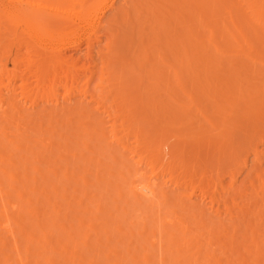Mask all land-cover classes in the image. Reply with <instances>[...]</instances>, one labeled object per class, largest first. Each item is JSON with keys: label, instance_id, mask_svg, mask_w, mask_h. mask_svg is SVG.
<instances>
[{"label": "rangeland", "instance_id": "rangeland-1", "mask_svg": "<svg viewBox=\"0 0 264 264\" xmlns=\"http://www.w3.org/2000/svg\"><path fill=\"white\" fill-rule=\"evenodd\" d=\"M121 2L122 0H115L114 8L109 10L106 15L101 18L102 21L100 26H103L104 28L105 24L108 25L113 23L111 20L114 19V17L112 16H116L115 14L118 13L116 12L118 10L117 7L122 4ZM143 2L145 1H138L139 6L137 8L139 10L141 8V4H143V6L147 5L146 8L153 9L152 5L154 2L159 4L160 8L166 9V6L167 8L169 6L172 7L171 0H146V3ZM151 2H153V4ZM212 3L214 4L213 6H215L213 24L215 29L212 27V31H210V33H213L215 36H219L218 32H221V29H224L227 25L226 24L223 26L222 22L223 18L226 16L225 14L232 10L230 8L231 1L213 0ZM219 3L221 4L219 5ZM223 3H225V5ZM137 8L132 9L131 7L130 9L132 11L129 9L131 14L129 11L127 14H130L128 16L129 18L127 19V16L123 17V15L122 17L124 20L118 19L117 21L119 22L115 23L114 26L116 24L118 25H116L114 29H116L115 31L117 36L122 39L120 40L117 37L119 43H121L120 47L125 50V54L127 52L125 46L129 45L128 43L133 39L134 36L136 37V39L135 37L134 39L138 40L136 35H139V42L141 40L143 42V39L145 38L144 44L142 45L143 49H141V45H139L140 49L137 50L139 55H136H138V59L141 58L143 55L140 56L141 53L139 52L144 50L142 53L146 54L145 57L147 58H141L140 63H137V58H132L134 57L132 53L126 55L122 53V57L120 56V60L116 65L119 70L116 71V73H123H121V76L119 75V77H122V80H124V82L121 80L123 84L121 82L120 85L116 84L119 87L122 86L120 91H123H121L119 95L122 97H120V99L117 97L118 99L112 101H114V105H118L117 110L119 109V111H121V113L119 112L120 116H118V118H123V120H125L124 122L122 119L117 118V122L122 123L123 121L126 124L125 125L122 123L124 126L122 125L121 127V124L118 123V127L122 129L120 133L123 132L120 135H124L125 133L126 138H124V140H127L126 142L129 144L128 146H130L131 149L133 146V149L138 150H134L136 153L132 154L128 151H121L122 146H120L121 149L116 145L113 146L115 142H113L114 144L109 145V142L107 141L109 139H107L106 136L101 135L99 131L100 127L97 128L96 125H94L95 127L92 126L94 129L88 128L87 125L90 124L89 126L91 127V124L93 123H88L87 118L86 120L83 118L84 121H82L83 119L81 118L79 120V115H77L78 113L75 114L73 110L72 111L74 114H72V111H69L60 113L57 116V113L51 109V106L53 105L50 104L49 107H44L45 102H40L36 105L34 114H29L28 109L26 111L24 110L25 112L22 111L21 113H23L25 116L22 114L24 117H22L20 120V122L23 120V123L21 122L18 128V132L20 133H17L18 136L16 135L13 138V142L15 141V138L18 137L16 139L22 143L21 145L17 146L20 142L18 143V141H15L18 144L15 142H9L10 145L8 144V148H6L8 149V152L6 153H13L11 157L13 156L16 158L12 164L13 166L15 165L16 171V167L18 166L17 168L19 171H13V174L16 176L12 175L10 168L13 166L10 160L9 162L11 166H7L9 169L7 167H5L7 169L2 168L3 166L1 167L3 170L0 171L2 173H0V187L2 186V190L0 189L2 193L1 191L0 193H5L3 194L5 200L4 198L2 201L0 200V207L3 201H7L6 205L10 206H12L10 202L14 201V203H17L19 206L13 203V205L18 206H13V208L16 207L13 211H16L18 208L20 214H16L17 211L15 214H13L15 216L22 215L24 218L21 216L22 219H16V217L14 219V215L11 213V218H13L12 222H15V224L13 225L11 222L10 225L15 226L16 229L15 230L12 228V226H10L13 230V241L12 239L11 241L14 242L15 240L17 250L16 248L13 250L12 242H9V239L11 238L9 235L10 233L8 234V237V235H6L7 231L3 229V226L0 228V239L2 238L0 240V245L2 246L0 248L2 249L0 250L2 251L0 252V264H21L19 259H15L17 258L16 254L18 253L20 256L22 254L21 257L23 261L28 258L26 259L27 264H52L51 262H53V260L48 259L49 262L45 260L48 256H52L51 259L55 257V261L53 262L54 264H264V193H261L259 189L255 187L257 185L251 187L252 183L256 181L255 173H252L253 175L250 174L249 176L247 175V177H244L247 174L245 172L248 171L247 168L249 167L250 163L249 160H244L245 153L240 154L241 152L238 151L240 147H237L238 144L235 143L236 141L232 142L230 145V141H234L233 137L235 133L233 129L236 131V128L232 129V127H235L237 122H235V120L229 121L228 123H230L229 126H231V128H229L228 124H226L229 130L232 129V134L234 133L231 136V133H224L225 135L221 133L222 126H220V122L217 121L223 116L226 117L227 115L240 110L241 107H246V102H243L245 101V97L241 96L244 99L243 100L238 95L242 91L239 93L236 92L237 89L235 86L240 82L239 85L242 88L245 83V86H247L248 82L253 84L257 81L254 82L252 78L250 81L248 78V80H245L246 73L244 71L242 72L239 68L237 69L238 60H241L242 57L239 56V59L236 53L233 52L236 48L232 45H229L230 43L227 41H222L220 43L218 40V43H215L216 47L213 48L211 52H208L209 54L206 53V55H196L197 58L191 56V53H189V55H185L187 57L189 56L188 59L186 57V59L184 57L182 59V56L184 55L177 56L180 58V61L176 63L175 60H172L173 57L171 56L173 55L170 56L167 54V58L166 56H164V58L161 56L156 58L158 55H160L159 53L165 51L163 48L166 44L165 40L168 39L169 41V38H174L172 42H174V45H177L176 48L180 49L181 47V49L183 48L184 50V47L189 49L190 46L195 44L196 38L191 36L190 33L184 34L182 29H179L181 25L175 22L174 19L172 20V18H170L168 15L166 18H164L166 14L163 16L161 11L160 17L163 18V20L159 18L161 20L160 21L158 18H156L157 21H160L157 22L156 19L154 20L156 17L155 14L157 13L156 10L154 11V9H148L147 11L145 8L144 11L142 8L139 11ZM189 9L190 7L187 4L184 3L181 5V11L183 10V15H187L188 11L190 12L191 10ZM142 10L145 13L151 10L150 13L153 11L155 16H152V13L151 15L150 13L146 15L144 12H142ZM133 11L135 14L134 17L131 16L133 15ZM137 12L138 14L139 12H142L140 13L142 15H137ZM111 13L115 14L112 15ZM143 14H145V21L143 19ZM148 15L153 17L152 19L154 21L150 19L151 17ZM183 15H181V19L186 18V20H188L187 16L185 17ZM130 16L133 18V23H136L134 19L138 16L136 23L137 25L132 23ZM146 16L148 17L147 20ZM182 16L184 18H182ZM129 21H131V24L133 25H131ZM159 23H162L160 27H158ZM125 24H128V26ZM142 25V28H144L146 32L141 28ZM133 26L135 28L134 30L137 29L136 27L139 28L137 30L138 32L133 31L132 33L131 29ZM146 27H148V29L151 31L153 29L152 33H154L155 30L157 35L154 33L156 35L154 36V34H152L150 31L147 33L148 29L146 30ZM103 28L101 27V29L98 31V33H100H97L101 39H104ZM140 28L142 29L143 33L140 32ZM179 31H181V33H183L186 37L184 38L182 36L183 34L181 35ZM134 32L136 35H133ZM131 34L133 37L130 36ZM146 34H148V36ZM168 35H173L174 37H169ZM141 36L143 38H141ZM157 37L158 39L161 38V43ZM129 38L132 39L130 40ZM146 41L148 42V44H146L148 47L145 45ZM126 43L128 45H126ZM172 44L173 43L170 41V45ZM144 45L146 48H144ZM82 46L84 47L83 43L81 44V49L76 50L69 48L65 53L67 55H73L74 57L82 56L84 51ZM226 47H230V49L233 47L234 48L231 52V50ZM217 50L219 53L216 52ZM121 52L122 51L120 50V53ZM213 54H216V57ZM128 55H130L131 58ZM227 56L228 58H226ZM169 57H171V59ZM160 58L163 61H167L168 59L167 63L162 62V64H165V66L158 62L161 60ZM176 58L174 57L173 59ZM219 59L220 61H218ZM171 60L173 62H171ZM181 61L182 63L185 62L184 65L181 63ZM127 64L129 66L132 65V68L134 66V68L132 69ZM10 65L11 64L8 63L7 68L8 66L10 68ZM166 65H168V67ZM262 75L261 77H264ZM127 76L130 78V80L127 78ZM176 76L177 80L174 78ZM179 79L180 81H178ZM261 79L264 80V78ZM114 81H116V83L118 82L119 84L118 78ZM95 85L96 84L94 81L90 82L89 90L91 92L95 91L97 93L99 88L97 89ZM94 86L97 90L94 89ZM117 86H114L113 84V87ZM167 86L171 88V90ZM180 87L182 88L181 90ZM62 90L63 88L60 87L58 92L59 94H57L58 97H63L61 96V93L63 95ZM174 92L177 93L175 94ZM118 93L119 92L116 94ZM234 93L235 95H233ZM123 94L124 97L126 96L125 98L123 97ZM234 98L237 100H234ZM76 99L77 95L73 94L71 96L70 102L68 104L65 102L64 105H66V107L68 106V109H71V107L74 108V105L76 108ZM110 101L107 102L110 103ZM118 102H120V105ZM213 102H215V104H213ZM114 105L113 107H115ZM217 105L219 107H217ZM121 106L123 108H119ZM47 107L48 109H45ZM48 110L50 111L48 112ZM212 110L215 113H213ZM261 111L264 112V110ZM70 112L71 114H69ZM122 113H124L123 116ZM104 114L105 113L102 115ZM125 115L126 117H124ZM104 116H106V114ZM218 116H220V118ZM81 117L83 116L81 115ZM106 117L107 119L105 117L104 119L109 121V123L105 122L103 126H107L106 128L109 129L108 126L113 121V118L111 120V117ZM134 118L139 122L137 123ZM132 119L135 122H133ZM85 121L88 124H86ZM232 122L235 123L232 124ZM131 123H133V125ZM83 124L86 126H83ZM21 126H23V128ZM69 127L71 128L69 129ZM83 127L86 130H83ZM135 127L136 129H134ZM87 128L89 130H87ZM50 129L55 131L51 134ZM85 131H89V134ZM130 132H132V134ZM40 134L42 137H44H40ZM50 134L52 137H49ZM144 134L145 137L143 138ZM221 134L223 137H225L223 138ZM54 138L55 142H59L53 144L54 141L51 139L54 140ZM49 139L50 143L52 144H49ZM214 139L216 141H214ZM218 139H220L219 142H217ZM223 140H226V143ZM24 143H27V146L29 145L28 147L30 148L27 149L28 147L24 145ZM223 143H225V146ZM49 145H52V147ZM222 145L223 149L220 147ZM225 147H228V149ZM234 147L237 149H234ZM49 149H52V151ZM220 149H222V151H220ZM225 150H227V152H225ZM15 153L17 155H15ZM134 154L139 155L136 157ZM141 155H147L149 157V162H156L161 167L158 173V178H155L156 187L154 188L156 190L150 200L145 199L141 195L138 196L136 193L134 194L133 190L130 189L135 177L134 173L136 167L141 169L145 167L148 171H150L151 168L150 164L148 165L146 161L143 162L144 164L141 163L143 166L141 164H136L133 166V164L136 163L135 161H137V158H139V156L142 157ZM147 156L146 158H148ZM127 157L128 159L135 158L134 161H126ZM150 157L152 160H150ZM46 159L50 160L46 161ZM23 160L25 162H23ZM240 160L246 162L248 165L246 163H243L242 165ZM125 163L130 164L127 165ZM21 164L24 165L23 168ZM244 164L247 168L244 166ZM53 169H55V171ZM4 170L7 171L4 172ZM9 171L11 173L10 177L13 176L12 180H15V182L12 180L11 183L8 182V177L6 176H9ZM161 171L164 173L161 174ZM38 173L42 174L38 175ZM33 174L35 179L34 181L32 179ZM173 175L181 176V180H186L187 178H189V180L187 179V182L184 180V183L181 185L179 184V186L172 182L171 177L173 178ZM185 176L190 177L186 178ZM3 177L4 179H1ZM6 181L10 184L9 187L12 185L10 188L6 186L8 184ZM208 182L210 184H208ZM206 185H209V187L211 186V188L209 189ZM3 187H6L5 189L8 188L7 194ZM212 187L216 189L214 190ZM212 189L217 195L214 196V191ZM203 190L205 192L208 191L209 193H205ZM256 191L259 192L256 193ZM210 195L214 196L215 200L210 197ZM215 197L217 199L220 197L219 199L222 200L218 199V202ZM188 199H191L192 202L191 200L188 201ZM1 219L2 218L0 217V220ZM18 221H21V223L19 222V224ZM43 222L45 223V226L47 224V227L43 226ZM62 224L63 226L66 225L67 227L64 226L63 228ZM1 225H3V222L2 224L0 223V226ZM41 226L43 228H41ZM45 231H48V233ZM43 232L46 234V236L51 232L53 235H50V237L48 235L49 239H47ZM14 234L16 237H14ZM2 240L4 241L1 244ZM16 240H18L19 244H17ZM49 244H52V246H50L53 249L49 247ZM71 248H76L81 253L77 250V254H73L76 257L73 258ZM257 249L258 251H256ZM24 250L27 255H25ZM15 251H18V253ZM79 254H82V256ZM73 259H76V261Z\"/></svg>", "mask_w": 264, "mask_h": 264}, {"label": "bare ground", "instance_id": "bare-ground-1", "mask_svg": "<svg viewBox=\"0 0 264 264\" xmlns=\"http://www.w3.org/2000/svg\"><path fill=\"white\" fill-rule=\"evenodd\" d=\"M138 1L139 0H122V2H121L122 4L117 7L118 10L116 12H118V13H116V14L114 13L118 18L116 16H112V17H114V19L111 20V21H113V23L112 24H108V25L105 24L104 28H103V26H100V23L102 21L101 18L103 16H105L106 13L109 10L114 8L115 0H0V171L3 170V169H1L2 166H3L2 168L7 169L8 168L7 166L8 165L11 166L12 162L16 159L13 156H12L13 157V159H12L11 155L13 153L12 154L10 152L6 153V152H8L7 151L8 149H6V148H8L7 146L9 144V142H11V143L13 142L14 136H16V135L18 136L17 133H20V132H18L19 131L18 128H19L21 122L23 121L22 120L20 122V120H21L22 117L25 116L21 112L24 111V110L26 111L28 109L29 112L28 111L27 112L29 114H34V109H35L36 105L39 104L40 102H45L44 103L45 104L44 107H46V106L49 107L50 104L53 105V106H51L52 107L51 109H52V111H55L57 113V116L60 113L69 112V111L73 110L75 112V114L78 113L77 115H79V117H78L79 120H80V118L81 119L85 118V120L87 118V122L88 123L89 122L93 123V124H91V127L89 126L90 124L87 125L88 128H93V127H95L94 125H96L97 128L100 127L99 131H100L101 135H104V136L107 137V139H109V140H107L109 142V145L110 144L112 145V144H114L113 142H115V144L113 146L116 145L119 148H120V146H122V150L121 151H128L129 153H132V154L136 153V151L138 149L137 150L133 149V146H132V149H133L132 150L130 148V146H128L129 144L126 142L127 140L126 141L124 140V138H126V134L124 133L125 136L124 135H120L123 132L120 133L122 129H120L118 127V123H120V122H117L118 121L117 118H118V116H120L119 112L121 113V111H119V109L117 110L118 105L115 103L117 105V107H116V105H114V101H112V100H115V99H118V98L120 99V97H122V96H119L121 91H123V90L120 91V89H122V86H120V87L117 86V85H120V82L122 80V77H119V75L121 76L122 72L116 73V71H119L118 67H116V65H117V62L120 60V56L122 57V53L125 54V50L120 47L121 43H119V41H118V38L120 39V37L117 36L116 31H115L116 29H114V27H116V25H118V24H116L115 26H114V24L119 22V21H117L118 19H123L124 20L123 17H125V16H127V19H128L129 18L128 16L131 14L130 11H132L130 8L131 7H132V9L137 8L139 6L138 5ZM142 1H145L143 3H146V0H142ZM190 1L189 0H186V1H184V0H171L172 7L169 6L171 8H169V7L167 8V6H166V9L160 8V5L155 3V2H154V4H153V2H151L153 4L152 8L154 9V11L155 10L157 11V13L155 14L156 17L154 18V20L156 18H158V20H160L159 18H161L160 16H161V12H162L163 16L166 14L164 18H166V16L168 15V16H170V18H172V20L174 19L175 22L180 24L181 27L179 29H182V32H184V34L185 33H190L191 36L196 38L195 44L190 46L189 49H186L184 47V50H183V48L181 49V47H180V49L176 48L177 45H174V42H172V40L174 38L173 39L169 38V41H168V39L167 40L164 39L166 44H165V46H164L163 43L162 44L164 46L163 48L165 49V51L159 53L160 55H158L156 58H158L159 56H161L163 58H164V56H166V58H167V54L170 55V56L173 55V56H171L173 58L174 57L176 58L177 56H180V55H184V56H182V59H183V57L184 58L186 57L188 59L189 56L187 57L185 55H189V53H191V56H194V57H196V55L197 56L198 55H204V54L206 55V53L211 52V50L216 47L215 43H218L217 42L218 40H219L220 43L222 41H224V42L227 41V42L230 43L229 45H232V46H234L236 48L233 51L232 49L234 47L232 49H230V47H226V48H229L231 50V52L232 51L235 52L238 57L239 56L242 57L241 60H238L237 69L239 68V69H241L242 72L244 71L246 73L245 74L246 75V77H245L246 79L245 80L249 79V81H250V79L252 78L254 80V82L255 81H257V82H255L253 84H250L247 81L248 85L245 86V84H246L245 83L243 85V87L245 86L244 88L243 87L241 88V86L239 85L240 84V82H239V84H237L235 86L236 89H237V90L236 89L235 90L238 93L240 91H242L240 94H238V93L237 94L240 97L241 96L245 97L244 98L245 101H243V102H246L245 103L246 107H241L240 110H237L236 112H233V113L230 111L232 114H229L230 116L227 115L229 117H227V116L224 117L223 116L222 118H220V116H218L220 119H218L217 121H219L220 124H221V125L220 124L219 125L222 126V130H221L222 134H224V133L230 134L231 133V136H232L235 133V135L233 137L234 141H230V145H231L232 142L236 141L235 143L239 145V146L237 145V147L238 148L240 147L239 148L240 150L238 149V151L241 152L240 154L245 153L244 154L245 155V159L244 160L245 161L249 160V162H250L248 168L244 164V166L248 169V171L245 172L247 174L244 177H247V175L249 176L250 174H252V173L254 174L255 173V175H256V179L255 180L256 181L252 183L251 187H254L255 185H257L255 187H257L261 193H264V112L261 111V110H264V80L261 79V78H264V77H261V75L264 74V0H230L231 1L230 8L232 10H230L226 14L224 13L226 16L223 18V22L220 20L223 23L222 25L225 26L227 24L226 25L227 27L225 26L224 29H221V32L217 31L219 33L218 34L219 36H215V35H213V33L212 34L210 33V31H212V27L214 28L213 24H214V8H215V6H213L214 5L212 3L213 0L212 1H210V0H192L191 2ZM140 3H142V2H140ZM184 3L187 4L190 7V9H191V10L189 9L190 12L188 11L187 15H185V14L183 15V10L181 11V5L184 4ZM220 4L221 3H219V5ZM223 4L225 5V3H223ZM142 6H143V4H141L140 10L143 8L144 11H145V8L147 7V5L146 6L144 5L145 8H144V6L143 7ZM178 8L180 9V11H179ZM129 9H130V11H129ZM146 9L148 11V9H151V8H146ZM153 9H151V10H153ZM151 10H149V12H146V13L142 10V12H144L147 15V14L150 13ZM128 11L130 12L129 15H127L129 13ZM142 12H139V14L142 13ZM151 13H152V16H155L153 11ZM151 13H150V15H151ZM114 14H112V15H114ZM139 14L137 12V15H139ZM145 14H143V16H144L143 19L145 18ZM120 15H121V17H120ZM134 15L135 14H134V11H133V15H131V16L134 17ZM140 15H142V14H140ZM150 15H148V16H150ZM181 15H183L185 17L187 16L188 20H186V18H184L183 16H182V18H184V19H181ZM137 17L134 19L136 23H137V19H138ZM139 18H140V16H139ZM152 18L153 17H151L150 19H152ZM170 18H168V19H170ZM130 19H131V21L133 23L134 22L133 18L131 17ZM147 19H148V17L146 16V20ZM161 20H163V18H161ZM131 21H129L130 24H131ZM144 21H145V19H144ZM153 21H151V22L154 23ZM156 21H157V19H156ZM160 21H157V22H160ZM187 22L190 23V24H188ZM136 23H133V24H136ZM133 24H131V25H133ZM160 25H162V23L161 24L159 23L158 27H160ZM126 26H128V24ZM134 26L132 27V29L130 28L132 30V33H133V31H137L139 29L138 27H136L137 29L134 30L135 29ZM223 26H222V28H223ZM101 27L103 28V32H104V34H103L104 35V39H101L99 37V35H98L100 33V32L98 33V31H99V29H101ZM129 27H131V26H129ZM142 27H143V25L141 26V28ZM142 29L145 31L144 28H142ZM142 29H141L140 32H142ZM147 29H148V27H146V30ZM214 29H213V31H214ZM148 31H150L152 33L153 29H152V31L148 29L147 33H148ZM127 32H129V31H127ZM142 33H140V34H142ZM154 33L156 34L155 30H154ZM154 33H152V34H154ZM179 33L181 35L183 34V33H181V31H179ZM155 34H154V36L157 35V34L156 35ZM184 34L182 36L185 38L186 36H184ZM133 35H136L135 32H134ZM146 35L148 36V34H146ZM173 35H170V36L172 37ZM130 36H132V34ZM136 36H137L138 40H135L136 37L134 36L135 37V39H134V37L132 36L133 39L131 38L132 39L131 40L129 38L131 41L130 42L128 41L129 43L127 42L129 45L126 43V45H128V46H125V49L127 51L126 54H131L132 53V55L134 56L132 58H135V57L137 58V56L139 55L137 50L140 49V48L143 49L142 45L144 44V40H145V38H144L143 42H142V40L139 42V39H140L138 37L139 35L137 34ZM122 37H123V33H122ZM143 37H144V35H143ZM143 37L141 36V38H143ZM157 39H158V37H157ZM120 40H122V39H120ZM158 40L160 42L161 38H159ZM158 40H156V41H158ZM166 41H168L169 44ZM170 41H171V43H173L172 45H170ZM138 42H139V44H138ZM224 42H223V44H224ZM82 43L84 44V47L82 46L84 48L82 56L74 57L73 55H67L65 53L69 48H73V49H76V50L81 49L80 47H81ZM206 43H207V45H206ZM122 44H123V42H122ZM146 44H148L147 41H146L145 45ZM124 45H125V43H124ZM139 45H141L140 48H139ZM146 46L148 47V45H146ZM146 46L144 48H146ZM148 49H150V48H148ZM120 50L122 51L121 53H120ZM218 50L216 52H218ZM143 51L141 50V52H139V53H141L140 56L141 55L144 56V57L143 56L141 57L142 59L147 58V57H145L146 54L142 53ZM218 53H217V55H218ZM136 54H138V55H136ZM151 55H152V53H151ZM128 56L130 57V55H128ZM214 56L216 57V54ZM228 56H230V55H228ZM228 56L226 58H228ZM171 57H169V58L171 59ZM141 58H139V59L137 58V63H140ZM173 58H172V60H175V63L180 61L179 57L176 58L177 60L173 59ZM222 58H224V57H222ZM239 59H240V57H239ZM172 60H171V62H173ZM167 61H168V59H167ZM167 61H163L161 59L158 62H160L162 64V62L167 63ZM218 61H220V59ZM230 62H231V59H230ZM8 63L11 64L10 68H9V66L7 68V64ZM142 63H144V62H142ZM181 63H182V61H181ZM184 63H182V64L184 65ZM141 64H139V65H141ZM145 64H147V63H145ZM171 64H173V63H171ZM177 64H179V63H177ZM229 64H227V65H229ZM148 65H150V64H148ZM162 65L165 66V64H162ZM131 66H129V67H131ZM166 66L168 67V65H166ZM195 67H196V65H195ZM133 68H134V66H133ZM119 69H120V67H119ZM144 69H145V67H144ZM194 69H196V68H194ZM136 70H137V68H136ZM142 71H144V70H142ZM148 71H150V70H148ZM165 72H168V71H165ZM133 73H131V74H133ZM151 73H152V71H151ZM192 75H195V74H192ZM177 76L174 77V78L176 79ZM262 76H264V75H262ZM117 78H118L119 84H118V82L116 83V81H114ZM119 78H120V80H119ZM127 78H128V76H127ZM165 78H166V76H165ZM189 78H191V77H189ZM128 79L130 80V78H128ZM225 79H226V77H225ZM155 80H157V79H155ZM240 80H241V78H240ZM92 81H94V83L96 84L95 85L96 88L97 89L99 88L97 90L95 88V86H94V89L97 90V93L95 91L91 92L89 90L90 89L89 88L90 82H92ZM122 81L124 82V80H122ZM178 81H180V79ZM195 81H196V79H195ZM163 82H165V81H163ZM251 82H252V80H251ZM127 83H128V81H127ZM156 83H157V81H156ZM113 84H114V86H117V87H113ZM190 84H191V82H190ZM220 85H221V83H220ZM60 87L63 88V90H62L63 91V95L61 93V96H63L62 98L58 97V95H57V94H59L58 92H59V88ZM181 87H180V90L182 89ZM169 89L171 90V88H169ZM116 90H117V92H119L118 94H116L117 93ZM124 91H125V89H124ZM175 91H177V90H175ZM224 92H225V90H224ZM233 92H235V91H233ZM73 94L77 95V99H76V104H77L76 106L77 107L75 108V105H74L75 109L72 108V107H71V109L70 108L68 109L67 108L68 106L66 107V105H64V103L67 102V104H68L70 102L71 96ZM135 95H137V94H135ZM233 95H235V93ZM123 97H124V94H123ZM134 97H136V96H134ZM219 97H220V95H219ZM87 98H89V99H87ZM170 99H171V97H170ZM226 99H228V98H226ZM234 100H237V99L234 98ZM107 101H110V103H108ZM119 103L120 102H118V104ZM213 104H215V102H213ZM113 105L116 108L113 107ZM128 105H131V104H128ZM240 105H242V104H240ZM228 106H230V105H228ZM228 106H227V108H228ZM48 107L45 108V109H48ZM111 107H112V109H111ZM217 107H219V106L217 105ZM119 108H123V107L121 106ZM213 109H217V108H213ZM49 111L50 110H48V112ZM73 111H72V114H74ZM133 111H134V109H133ZM226 111H228V110H226ZM103 113H105L106 116H108L109 118L111 117V120L113 118V121L108 126L109 129L106 128L107 126L106 127L103 126L105 122L109 123V121L106 120L107 117L104 116L105 114L102 115ZM115 113H116V115H115ZM124 113H126V112H124ZM124 113H122V116H123ZM213 113H215V112L213 111ZM22 114L24 116H22ZM69 114H71V112ZM81 115L83 117H81ZM43 116H45V115H43ZM134 116H137V115H134ZM38 117H40V116H38ZM104 117L106 119H104ZM124 117H126V115ZM95 118H100L101 120L100 119H95ZM132 118H133V116H132ZM118 119H122L123 120V118H118ZM231 120H235V122L238 123V124L237 123L235 124V127H232V129L236 128V131L233 129V131H234L233 134H232L233 131H231L232 129H230V130L228 129V127L231 128V126H229L230 123H228ZM82 121H84V119ZM123 121L125 122V120H123ZM123 121H122V123H124ZM132 121H133V119H132ZM214 121H216V120H214ZM79 122H81V121H79ZM87 122L85 121L86 124H88ZM133 122H135V121H133ZM136 122L138 123L139 121L136 120ZM235 122H232V124H234ZM45 123H46V121H45ZM64 123H65V121H64ZM122 123H120L121 127L123 125ZM30 124H28V125H30ZM80 124H82V123H80ZM131 124L133 125V123H131ZM226 124H228V127H227ZM23 126H21V127L23 128ZM83 126H86V125L83 124ZM232 126H234V125H232ZM70 128L71 127H69V129ZM88 128H87V130H89ZM39 129H40V127H39ZM84 129L85 128L83 127V130ZM119 129H120V131H119ZM123 129H124V127H123ZM134 129H136V127ZM21 130H23V129H21ZM40 131H41V129H40ZM54 131L51 130V134ZM218 131H220V130H218ZM222 131H224V132H222ZM85 132L88 133L89 131H85ZM127 132H128V130H127ZM140 132H141V130H140ZM48 133H50V132H48ZM90 133H91V131H90ZM130 133L132 134V132H130ZM218 133H220V132H218ZM51 134H50L49 137H52ZM222 134H221V136H222ZM93 135H95V134H93ZM40 137H42V135ZM53 137H54V133H53ZM144 137H145V134L143 135V138ZM216 137H217V135H216ZM16 138H18V137H16ZM16 138H15V141H18V143L19 142L20 143L18 144L17 142H15V141L14 142L16 144H18L17 146L21 145L22 142L17 140ZM45 138H46V136H45ZM82 139H83V137H82ZM20 140H21V137H20ZM51 140L55 142V138H54V140L53 139H51ZM230 140H232V139H230ZM107 141H105V142H107ZM214 141H216V140L214 139ZM219 141H220V139H218L217 142H219ZM223 141L225 142L226 140H223ZM54 142H53V144H56L59 141H57L55 143ZM225 143H223L224 146H225ZM49 144H52V143H50V139H49ZM24 145L27 146V143H24ZM42 145H45V144H42ZM228 145H229V142H228ZM49 146L52 147V145H49ZM234 146H235V144H234ZM15 147H16V145H15ZM218 147H219V145H218ZM220 147H222V149H223V145L220 146ZM29 148L30 147H28L27 149H29ZM225 148L228 149V147H225ZM229 148H230V146H229ZM235 148L236 147H234V149ZM222 149H220V151H222ZM25 150H26V148H25ZM49 150L52 151V149H49ZM134 150H136V151H134ZM235 151H237V150H235ZM11 152H12V150H11ZM225 152H227V150H225ZM29 153H30V151H29ZM48 153H49V151H48ZM66 153H68V152H66ZM129 153H127V154H129ZM138 153L140 154L139 151H138ZM230 153H232V152H230ZM132 154H130V155H132ZM139 154H134V155H136V157H138L137 155H139ZM15 155H17V154L15 153ZM146 156L145 155L142 156V157L139 156V158H137V161H135L136 163H134V164L132 163V164H133V166L136 165V164H141V163L144 164L143 162L146 161L147 164L148 165L150 164V166H151L150 171H148L145 167L142 168V169L139 168V167H136V170H135V173H134L135 177H134V180L132 182V185H131L130 189L133 190L134 194L136 193V194H138V196L141 195L145 199L150 200L153 197L154 193H155V190H156L154 188V187H156V185H155V180L156 179L155 178H158V173H159L161 167L156 162H152V161L149 162L148 161L149 157L147 156L148 158H146ZM45 157H47V156H45ZM134 158L133 159H130V158L128 159V157H127L126 161H128V160H133L134 161ZM34 159H37V158H34ZM34 159H32V160H34ZM9 160H10L11 164H10ZM24 160H23V162H25ZM47 160L48 159H46V161ZM150 160H152L151 157H150ZM154 160L156 161L155 158H154ZM240 161H241L242 165H243V163H246V162H244L242 160H240ZM237 162H238V160H237ZM71 163H72V161H71ZM125 164L129 165L130 163H125ZM4 165H6V166H4ZM21 165H22V168H23L24 165L23 164H21ZM12 166H13V164H12ZM5 167H7V168H5ZM17 167H16V169H17V171H19ZM12 168H14V169H12ZM12 168H10V171L12 172V175H15V174H13V171H16L15 170V165ZM53 170L55 171V169H53ZM86 170H87V168H86ZM5 171H7V170H4V172ZM10 171L8 172L9 176L8 175L6 176V177H8L7 178L8 182L9 183H11L12 181L15 182V180H12L13 176L10 177V174H11ZM16 172H14V173H16ZM23 173H24V171H23ZM160 173L163 174L164 172L162 173V171H161ZM39 174H42V173H38V175ZM17 175H18V173H17ZM187 177H190V176H187ZM1 179H4V177L1 178ZM32 179H33V181L35 180L34 179V174H33V178ZM181 179L182 178L179 175H175L173 178L171 177L172 182L174 184H176V185H179V184L181 185L182 183H184L183 181L185 179H183V180H181ZM187 179L189 180V178H187ZM186 180H185V182L188 181V180L187 181ZM0 182H1V180H0ZM8 182L6 181V183H8ZM241 182H245V181H241ZM9 183L7 185L6 184L5 185L7 187H9V185H10ZM212 183H214V182H212ZM208 184H210V183L208 182ZM200 185H201V183H200ZM206 186L210 189L212 184H211L210 187H209V185H206ZM1 188H2V186L0 187V189ZM5 188L6 187H3V189L6 190V194H7V191H8L7 189L8 188L7 189H5ZM212 188H214V187H212ZM215 189L216 188H214V190ZM199 190H201V189H199ZM203 192H205V191L203 190ZM206 192H208V191H206ZM258 192L256 191V193H258ZM1 193H2V191H1ZM1 193H0V198H1L0 200L2 201V199L4 198L3 194H5V193H3V194H1ZM215 193L216 192L214 191V196L217 195ZM256 193H254V194H256ZM211 195H210V197H212L214 199V196H211ZM258 196H261V195H258ZM6 197H7V195H6ZM219 198L220 197H218V199ZM139 199H141V198H139ZM191 199H188V201L191 200ZM218 199L216 198L217 201H218ZM4 200H5V198H4ZM219 200H222V199H219ZM186 202H187V200H186ZM191 202H192V200H191ZM6 203H7V201L6 202L3 201L1 203V207H0V217L2 218L1 219L2 221L0 220V223L2 224V222H3V225H1L0 228L3 226V229H5L8 232L7 233L6 231H4V232H6V235H8L10 233L9 235L11 236V238L9 239V242H12L13 241V236H12L13 235V233H12L13 230H12V228L15 229V226H12L10 224H11L13 218L15 219V217H16V219H18V218L20 219L22 215H18V216L14 215L16 211H17L16 214L17 213L20 214L19 211H18V208H17L16 211H13L16 207L19 206L17 203H14V201L10 202L12 204V206L6 205ZM8 203H9V201H8ZM13 203L17 204L18 206L13 205ZM8 206H9V208L10 207L11 208L9 209ZM13 206H16V207L13 208ZM97 209H98V207H97ZM11 213L12 214L14 213L13 214L14 215L13 218H11L12 217ZM21 221H18V223L19 222L21 223ZM43 223H41V224H43ZM12 224L14 225L15 222H12ZM10 226H12V228ZM43 226L47 227V224L45 226V223H44ZM62 226H63V224H62ZM64 226H66V225H64ZM64 226H63V228H64ZM41 228H43V227L41 226ZM15 230H14V232H15ZM48 231H45V232L48 233ZM43 234H45V233L43 232ZM9 235H8V237H9ZM48 235L50 237V235H53V233L51 232V233L47 234V236L45 234L47 239H49ZM45 236H44V238H45ZM14 237H16L15 234H14ZM11 239H12V241H11ZM3 241L4 240H2L1 244L3 243ZM16 241H17V244H19L18 240H16ZM12 245L14 247V248L12 247V249L15 250V248H16V250H17V245H16L15 240H14V242H12ZM50 245L52 246V244H49V247L51 248ZM1 247L2 246L0 245V248ZM18 247H19V245H18ZM51 249H53V248H51ZM0 250H2V249H0ZM25 250H24V253H25V255H27ZM77 250L78 249H76V248L72 249L71 252H72L73 258L76 257L74 255L77 254L76 253ZM256 251H258V249ZM0 252H2V251H0ZM78 252H80V251L78 250ZM16 253H18V251ZM21 256H22V254H21ZM21 256L18 253V254H16L17 258H15V259L16 260L19 259L21 261V264H27L26 259H28V258H26L24 260L25 261L24 262L22 260ZM80 256H82V254ZM48 257H50V258H48ZM48 257L45 259L48 262H49V260H53V262L55 261V259H54L55 257L53 259H51L52 256H48ZM70 258H72V257H70ZM73 260L76 261V259H73ZM28 261H30V260H28ZM14 262H17V261H14ZM53 262H51V263L54 264ZM71 262H72V260H71ZM78 262H80V261H78Z\"/></svg>", "mask_w": 264, "mask_h": 264}]
</instances>
